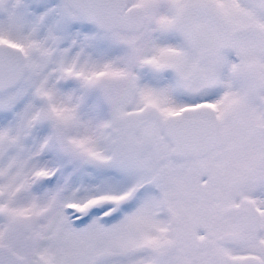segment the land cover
<instances>
[{
    "label": "snow or ice",
    "instance_id": "snow-or-ice-1",
    "mask_svg": "<svg viewBox=\"0 0 264 264\" xmlns=\"http://www.w3.org/2000/svg\"><path fill=\"white\" fill-rule=\"evenodd\" d=\"M0 264H264V0H0Z\"/></svg>",
    "mask_w": 264,
    "mask_h": 264
}]
</instances>
